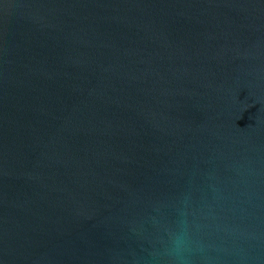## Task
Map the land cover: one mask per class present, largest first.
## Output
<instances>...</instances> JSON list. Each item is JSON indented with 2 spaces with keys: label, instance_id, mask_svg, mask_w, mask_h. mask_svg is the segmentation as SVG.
Segmentation results:
<instances>
[{
  "label": "water",
  "instance_id": "water-1",
  "mask_svg": "<svg viewBox=\"0 0 264 264\" xmlns=\"http://www.w3.org/2000/svg\"><path fill=\"white\" fill-rule=\"evenodd\" d=\"M0 264H264V0H0Z\"/></svg>",
  "mask_w": 264,
  "mask_h": 264
}]
</instances>
